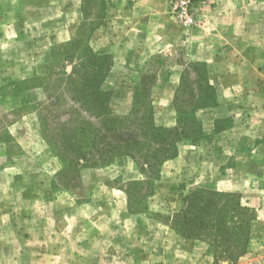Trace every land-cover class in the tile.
Listing matches in <instances>:
<instances>
[{
  "label": "rangeland",
  "instance_id": "obj_1",
  "mask_svg": "<svg viewBox=\"0 0 264 264\" xmlns=\"http://www.w3.org/2000/svg\"><path fill=\"white\" fill-rule=\"evenodd\" d=\"M171 1L0 0V264H50L51 212L83 204L108 215L104 236L119 229L114 239L136 240L125 198L113 207L116 190L129 195L130 213L150 207V223L173 229L191 192L238 195L244 211L235 221L245 252L237 264H264V93L258 104L237 105L216 119L206 110L217 105L206 64L186 41L208 16L264 36V0H195L194 26L171 19ZM93 55L98 62L89 60ZM74 67L81 77L72 84ZM94 69L98 80L83 87ZM91 94L102 96V106ZM151 123L163 133L178 129L177 157L193 165L169 159L161 184V166L150 171L143 159L140 167L124 159L126 147L117 155L102 151L104 135L123 144ZM153 145L137 149L146 156ZM166 238L154 235V246L129 253L123 245L68 253L83 252L76 264H92L95 256L114 258L112 264H230L229 256L216 255L213 237L187 239L169 230ZM132 254L135 262L127 261Z\"/></svg>",
  "mask_w": 264,
  "mask_h": 264
},
{
  "label": "crops",
  "instance_id": "obj_2",
  "mask_svg": "<svg viewBox=\"0 0 264 264\" xmlns=\"http://www.w3.org/2000/svg\"><path fill=\"white\" fill-rule=\"evenodd\" d=\"M168 9L169 15L173 19L170 14V4ZM167 31L172 32L171 28L167 29ZM186 41L189 44L191 43V45L194 44L192 52L194 58L206 64L208 83L215 92V102L217 104L206 110L210 111L216 119L229 116V114H225L226 111L231 110L232 112H236L237 105H256L261 101L264 93V70L262 69V67L264 68L263 35L258 36L246 30H232L226 22V17L220 16L215 19L208 16L207 19L203 17V22L197 32L192 37L187 38ZM227 105H236V108L235 106L228 108ZM247 109L248 112H252L251 107ZM201 111L198 112V115ZM206 135L208 136V134ZM123 158H128L136 164L135 160L131 157ZM179 158L180 156L172 160V162H177V166L180 167L181 165L185 169L187 167L193 168V165L188 162L187 158H183L182 161ZM172 168H176V166ZM165 173L166 170L162 167L156 184L162 183ZM158 190L159 188L156 187L155 193L150 197V204L152 200L156 199ZM123 197L125 198L127 212L124 216L133 222L131 223V228L136 240L131 239V237L121 238L120 236H118L119 239H114L113 235L120 232L121 230L119 229L113 230V235L107 233V236H104V221L108 215L104 213V209L101 207H96L94 211L95 206L83 204L75 211L66 210L64 214L51 212L52 221L50 230L53 234L50 235V238L56 242L52 245L56 250L50 255L52 260L50 264H63V262L65 264H76L77 258H81L83 252L79 250V254L75 252L68 253V248H103L123 245L128 248L129 253L132 252L131 250L134 246H142L144 244L146 248L154 246V235L159 237L160 242H165L167 239L166 234H168L169 230L177 233L175 229L167 224L160 223L154 225V223H150L151 219L148 216L150 207L142 212L130 213L129 195L123 190H116L112 198L114 209L118 210L117 206L121 203ZM90 211H94L96 216V221L93 222L92 220L95 227H91L88 223ZM76 215V222L69 224L68 220ZM117 215L121 217V212H118ZM60 218H64V224L58 223L61 222ZM143 224L147 226L144 230L140 228ZM65 232H70L72 235L62 240L61 234ZM90 232L95 233L92 239L89 236ZM59 233L61 234L59 235ZM80 234L85 235V237L76 239ZM135 243L138 244L135 245ZM113 260L114 258L110 257L105 258L102 256L100 258V256H95V258L91 259V262L92 264H112ZM126 260L135 262L134 254L126 257Z\"/></svg>",
  "mask_w": 264,
  "mask_h": 264
},
{
  "label": "trees",
  "instance_id": "obj_3",
  "mask_svg": "<svg viewBox=\"0 0 264 264\" xmlns=\"http://www.w3.org/2000/svg\"><path fill=\"white\" fill-rule=\"evenodd\" d=\"M89 60L97 61L98 57L93 55ZM79 69L74 67L72 71L69 78L72 84H75L76 79L81 77V67ZM93 71V79H87L83 87L98 80L101 72L97 69ZM91 97L97 98L94 102H98L102 106V96L100 98L96 94H91ZM86 108L90 110L89 106ZM178 134V129L171 133H163L154 123H151L148 129H141L140 137L134 136L125 140L123 144L109 141L107 140L108 136L104 135L102 140H106L107 143L103 144L102 151L105 154L117 155L122 152V148L126 147L124 155L133 158L139 167L142 164L140 159H143V165L153 171L157 166L162 167L166 161L177 157L178 148L174 137H177ZM149 140H152L154 145L148 155L143 156L137 148ZM160 173L159 170L155 180L160 176ZM239 198L238 195L232 193L208 190L193 191L184 199L185 205L178 215L174 229L187 239L203 240L205 237H213L216 255L229 256L230 264H237L238 259L245 252V249L240 247L238 238V231L242 226L235 221V217H239L244 211ZM244 223L246 221L242 220V224Z\"/></svg>",
  "mask_w": 264,
  "mask_h": 264
},
{
  "label": "built area",
  "instance_id": "obj_4",
  "mask_svg": "<svg viewBox=\"0 0 264 264\" xmlns=\"http://www.w3.org/2000/svg\"><path fill=\"white\" fill-rule=\"evenodd\" d=\"M195 5V0H172L170 14L180 25L194 26L196 24Z\"/></svg>",
  "mask_w": 264,
  "mask_h": 264
}]
</instances>
